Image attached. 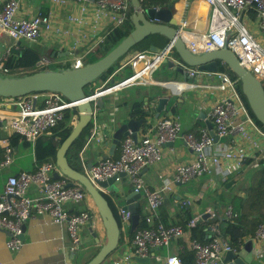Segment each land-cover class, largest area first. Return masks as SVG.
<instances>
[{"label": "built area", "instance_id": "obj_1", "mask_svg": "<svg viewBox=\"0 0 264 264\" xmlns=\"http://www.w3.org/2000/svg\"><path fill=\"white\" fill-rule=\"evenodd\" d=\"M61 2L63 0H52ZM173 5L172 21L187 50L194 55H200L214 50L226 48L238 60L239 65L254 76L264 89V0H164ZM82 13L89 11L95 27L92 32L102 37L114 28L121 26L131 14L143 11L132 8L129 0H76ZM140 2V0H138ZM140 4V3H139ZM18 0H7L0 9V37L6 36L11 42L10 47H18V42L35 43L42 29H49V19L44 16L20 18L17 16ZM177 18L175 20V16ZM69 20H73L69 17ZM185 30V32L183 31ZM99 32V34H97ZM185 36L193 38L194 43L187 44ZM96 39V40H97ZM101 42V41H100ZM99 43V42H98ZM97 44V43H96ZM95 44V45H96ZM94 45V46H95ZM8 47L2 57L9 54ZM163 60L176 62L172 42L160 47L158 53L148 51L135 52L127 61L131 74L122 80L114 81L111 86L96 90L88 98L89 102L105 97L126 88L152 83L150 74L158 69ZM41 67L49 66L48 59H42ZM78 62L73 67H79ZM1 70V64H0ZM219 84L208 87L219 90H229L226 97L219 99L208 113L212 124L214 137L208 130L192 134L182 130L178 118L157 119L153 126L154 135H146L138 141L127 136L121 141L120 155L116 159L105 157L90 167L87 173L89 180L96 184L119 175L127 176L135 192H139L146 200L148 214L143 220L145 227L135 230L130 239L129 248L136 258H147L153 249L164 250L169 245L182 239L189 226H165L157 220V211L164 202L163 193L170 190V182H164L160 190L149 189L141 177V171L149 164L159 162L162 158L161 147L167 143L181 140L194 153V158L188 164L175 168L173 180L179 184H187L212 173H224L231 168L240 167L247 159L242 152H234L223 144L216 147V140H225L232 134H238L245 142L255 149V158L264 157V148L256 144L257 138L264 139V133L249 115L239 93L236 81L226 73H214ZM189 77L196 72L188 70ZM105 89V90H104ZM105 94H102L104 91ZM80 102H69L56 93H32L19 98H3L0 101V131L20 136L33 149L36 140L42 135L49 136L52 130L62 120L65 111L76 110ZM78 112L71 118L74 125ZM258 140V139H257ZM3 146V159L0 160V170L12 164L15 149L6 140H0ZM258 165L252 164L253 168ZM224 169L221 171V169ZM58 174L56 166L50 162L43 163L34 172L21 171L8 176L0 193V230L8 234L6 249L18 253L23 244L21 236L25 223L35 216H47L53 224L65 226L70 240L71 251H76L80 245V229L89 222V212H68L66 204H79L87 194L77 183L66 178H54ZM30 187H37L40 196L31 198L28 195ZM120 234L130 228V214L118 209ZM225 220H232L236 214L228 208L224 212ZM264 238V221L260 222L252 240ZM209 241L202 244L196 240L189 241V249L194 254L193 264H215L227 251L236 253L239 249L232 247L218 236L217 228L212 230ZM112 255V254H111ZM130 254L123 260L113 264H121L131 259ZM161 264H182L178 255L166 254L154 256Z\"/></svg>", "mask_w": 264, "mask_h": 264}, {"label": "crops", "instance_id": "obj_2", "mask_svg": "<svg viewBox=\"0 0 264 264\" xmlns=\"http://www.w3.org/2000/svg\"><path fill=\"white\" fill-rule=\"evenodd\" d=\"M6 1L0 0V9ZM18 2V17L27 19L32 16H44L49 19V29H42L38 41L32 44L26 43L27 46H33L39 53H50V58H47L49 65L51 63L60 65L61 59L69 56L74 60L73 67L76 63L81 62L82 57L94 47L97 35L92 32L90 26L91 15H89V11L82 13L76 0H63L61 2H54L52 0H18ZM69 17H72L73 20H69ZM175 17H177V14ZM7 39L3 35L0 37V59H2L6 49L10 47ZM132 55L133 53L126 55L121 61L120 70L123 74L130 71V67L126 63ZM159 69H162V67H159ZM157 70H154L150 74L152 83L134 86V89H131L132 87L126 88L99 99L101 101V108L94 111V117L91 120V126L85 138V144L78 154L79 166L82 173L87 175L92 165L110 156L109 147L112 131L125 118L129 116L134 120L139 119L131 114L135 102H139L141 109L150 114L144 119L140 118V120H144L145 122L142 121L140 123L137 141L146 135H154L153 126L157 122L154 119V107L156 106L157 96L173 99L172 103H170L172 105H168L169 107H167L166 111L161 112L158 120L163 118H178L182 130L192 134H198L204 129L208 130L205 124V122L211 124L207 117L208 113L219 99L227 96L229 90L208 88L219 84V80L215 74H197L194 77H189L187 71L185 78L179 74H174V77L171 79H162L159 74L155 73ZM165 81L173 83H170L171 86H163L162 84ZM128 89H131V91L125 92ZM10 135L7 130L2 129L0 131V140L8 141ZM257 139L256 144L259 148H264V139L260 137ZM214 142L216 147L226 144L234 152L245 153L247 155L246 160L252 159V163L249 167H244L242 164L240 167H233L224 173L214 172L187 184H179L173 180L175 168L178 165L191 162L194 158V153L181 140L162 145L161 160L145 166L141 171L143 181L151 190H160L166 181L171 183L170 190H165L163 193L164 202L157 211L156 221L160 222V218H163L165 221L171 223L175 220L176 214L181 211L183 205L190 209L194 225L200 219H203L202 216L206 213L209 216L203 219L205 221L213 217L225 220L224 212L228 208H231L232 212L238 216L237 211L234 210L231 203V198L233 196L241 198L246 196L247 182H249L246 179L250 174V169H255L252 167V164L256 163L258 165V161L264 157L255 158L256 150L235 133L225 140H216ZM33 151L34 147L32 149L29 145L27 148L20 147L15 149L12 164L0 170V193L8 176L16 175L21 171L34 172L37 169ZM120 151L121 144L119 147H115L111 156L118 158ZM2 159L3 146L0 144V160ZM222 170L224 169L222 168ZM234 173H237V175L233 178L232 181L234 183L230 189L221 185V182ZM116 188V192L113 190L107 191V189L100 190L111 200L118 211L123 205L121 196H125L133 191V188L127 176L119 180ZM28 195L31 198L39 197L38 188L30 187ZM137 203L139 205L137 212L144 218L148 214L145 198L141 196ZM65 209L71 213L83 210L91 213L93 221L92 232L95 233L97 240L92 237L89 225L85 224L79 233L80 245L76 251L72 252L65 226L53 224L47 216H35L25 223L23 244L18 253L14 254L6 249L5 242L8 234L0 230V264H84L104 244L105 231L89 197H86L83 202L76 205L66 204ZM214 228L216 229V225L213 224L207 227L208 238L211 236ZM120 238L121 241L115 254L110 255V260L106 261L105 264H113L117 260H123L125 255H132L129 248L130 238L128 237V231L120 234ZM248 239H251V237ZM190 240L191 233L190 231H186L182 239L172 242L167 249L151 250L146 261L142 263L137 262V258L132 255L129 261L125 263L121 262V264H161L156 262L153 257L164 256L166 254L178 255L185 250L190 251ZM252 241L254 251L253 264H264V238L259 241ZM221 257L215 264L220 263Z\"/></svg>", "mask_w": 264, "mask_h": 264}, {"label": "water", "instance_id": "obj_3", "mask_svg": "<svg viewBox=\"0 0 264 264\" xmlns=\"http://www.w3.org/2000/svg\"><path fill=\"white\" fill-rule=\"evenodd\" d=\"M129 1L132 8L136 10L140 9L138 0ZM130 19L133 30L128 36L122 39L104 57L93 63L82 64L77 68L72 67L61 71H39L20 78L0 76V97L2 98H19L32 93L51 92L61 95L69 102H80L76 107V111L79 113L78 119L69 135L63 140L56 151L55 166L58 174H54L53 177L56 179L59 176H64L69 180L66 184L67 187L71 186L72 183H77L84 189L87 196L91 199L105 231V243L84 264H104L118 247L120 240L119 220L114 216L108 201L105 199V195L100 189L116 192V185L119 181H116L115 177H113L93 184L86 174L78 172L69 166L65 155L74 140L91 122L94 117V111L101 108V101L99 99L94 103L89 102L88 98L94 95V93L86 96L83 88L108 70L119 58L128 55L131 48L139 42H142L145 38L153 35H159L167 41H171L176 62L163 60L160 66L162 67V71L160 72L162 79H171L174 77V74H179L185 78L188 70L195 71L196 75L214 74L221 67H226L239 81L241 93L255 120L264 126V89L254 76L239 65L238 60L230 50L223 48L200 55L191 54L176 31V26L172 21V15L168 23H157V21L162 20V15L153 9H150L146 13L136 11L131 14ZM159 50L160 47L149 45L147 51L149 53H158ZM9 52L18 54L19 50L15 47H10ZM35 66L36 68H40L41 61H38ZM113 82L114 80L110 81L111 84ZM170 83L173 82L165 81L162 85L168 86ZM172 101V98L156 97V106L154 107L155 120L159 118L161 112L166 111L167 107H169L168 105H172L170 104ZM142 121L145 122L144 120H134L128 116L112 131L109 147L110 156L122 138L130 136L135 142L137 141V133ZM205 124L207 125L210 136L214 137L212 125L209 122H205ZM214 141H216V138H214ZM124 176V174H121L119 178L121 179ZM141 196L139 192H135L134 190L125 196H121L123 203L121 209L130 214L131 232L137 228L140 221V214L137 212L139 206L137 201L140 200ZM208 216L209 214L206 213L202 218L205 219ZM88 225L92 237L97 240L95 233L92 232L93 221L91 213H89ZM23 238L24 236L22 235L21 239L23 240ZM253 259V241L247 239L236 253L231 251L225 252L219 264H253ZM136 261L142 263L146 261V258H137Z\"/></svg>", "mask_w": 264, "mask_h": 264}, {"label": "trees", "instance_id": "obj_4", "mask_svg": "<svg viewBox=\"0 0 264 264\" xmlns=\"http://www.w3.org/2000/svg\"><path fill=\"white\" fill-rule=\"evenodd\" d=\"M140 5L142 8H151L154 11L160 12L162 15V20L157 21V23H168L169 18H171L173 5L169 1L164 0H140ZM133 30V26L131 24L130 16L129 18L121 25L110 32L104 35L101 42L97 43L88 53H86L82 57V63L89 64L93 63L102 57H104L109 51H111L116 45L120 43L122 39H124L128 34ZM154 38H159L162 41V47L166 43V39L159 35H153L145 38L142 42H139L129 51V54L147 51L149 49V45L153 44L151 41ZM143 43V45H141ZM12 45L10 41L9 46ZM19 50L18 54L10 53L5 59H0L1 77H9V78H20L26 75H31L39 71H61L70 69L68 67H63L58 64H50L47 67L36 68V63L42 59L50 58V53H39L33 46H25V47H17ZM124 57L119 58L108 70H106L103 74H101L98 78L90 82L87 86L83 88L84 94L86 96L92 95L97 88L100 87H109L111 86L110 81H117L118 79L122 80L125 77L131 74V69L127 73L123 74L120 70L121 61ZM51 68H57L55 70ZM120 70V71H119ZM219 71L226 72L232 80H235L236 90L239 93L249 115L254 120L256 125L260 128V130L264 133V126H262L259 122H257L252 115L244 96L241 93V88L239 81L237 78L226 68L221 67ZM123 76L122 78H118ZM96 84V85H95ZM61 96V95H60ZM62 97V96H61ZM2 97H0V101H2ZM65 101V98L62 97ZM74 114H77L76 110H67L65 111L62 120L58 123V125L52 130L51 135L46 136L42 135L39 137L34 145V157L36 162V167L38 168L40 165L46 162H50L55 165V155L56 151L59 148L60 144L63 140L69 135L73 126L70 124L71 118ZM131 114L139 118L137 120L144 119L146 116H149V112L143 111L141 109V104L139 102H135L132 107ZM91 126V122L88 124L86 128L82 130L80 135L74 140L71 146L66 151V159L69 166L81 172L78 154L83 148L85 144V138L88 135V130ZM122 141V139H121ZM8 142L13 149L18 148H27L28 144L18 135L12 134L8 138ZM121 142L117 145L119 147ZM112 159V156H109ZM252 163V159L246 160L243 165L244 167H249ZM250 174L246 181L247 182V190L245 197H236L233 196L231 198V203L235 211H237L238 216L233 218L232 220H223L218 217H213L210 220L200 219L198 223L193 225L190 228L191 239L196 240L202 244L207 243L210 239L207 234V227L209 225H216L218 230V236L227 241L232 247L239 249L241 244L248 238L253 235L254 230L257 225L264 221V158L258 161V167L255 169H250ZM237 175V173L231 174L221 182L226 188H229L234 183L232 180ZM65 178L64 176H60ZM68 180V179H67ZM69 181V180H68ZM105 199L108 201V204L116 217L118 219V213L112 204L111 200L105 196ZM193 220L191 216L190 209L183 205L181 211L176 214L175 220L171 223L165 221V219L160 218V222L165 225H176L181 224L183 226H189L191 221ZM146 224L141 217L140 221L135 230L141 229L145 227ZM134 230V231H135ZM134 231L131 232L130 228L128 229V237L131 239L133 237ZM121 238L119 240V243ZM98 251V249H97ZM182 264H193L194 254L190 251H184L178 254Z\"/></svg>", "mask_w": 264, "mask_h": 264}, {"label": "rangeland", "instance_id": "obj_5", "mask_svg": "<svg viewBox=\"0 0 264 264\" xmlns=\"http://www.w3.org/2000/svg\"><path fill=\"white\" fill-rule=\"evenodd\" d=\"M143 9V12L144 13H146L147 11H149L151 8H142ZM92 22V24H94L95 25V23H94V20H92L91 21ZM94 25H90L91 26V29H92V27H95ZM103 37L104 36H102V37H98L99 39H97V41L94 43V44H96V43H98V42H100L102 39H103ZM155 46H158V47H160L161 45H162V41L159 39V38H154L153 37V39H152V41H151ZM7 43H9L10 44V40H8L7 39ZM22 45V46H21ZM141 45H143V43L141 44ZM25 46H27V44H26V42H20V43H18V47H25ZM73 62H74V60H72L71 59V57H69V56H67V57H63L62 59H61V61H60V65H63V67H68V68H71L72 67V65H73ZM51 64H53V63H51ZM51 69H53V70H55V69H57V68H51ZM162 71V69H159L158 68V70L155 72L156 74H159L160 75V72ZM123 76H120V77H118V78H122ZM120 79H118L117 81H119ZM96 85V84H95ZM104 87H100V88H97L96 90H101V89H103ZM131 88V87H130ZM131 89H134L133 87L131 88ZM131 89H128V90H126L125 92H129V91H131ZM95 90V91H96ZM86 197H88V196H86ZM105 243V242H104ZM117 250V249H116ZM115 252L116 251H114L112 254H115ZM110 258L111 257H108V259L106 260V261H108V260H110ZM77 260V259H76ZM106 261L104 262V264L106 263ZM77 262V261H76Z\"/></svg>", "mask_w": 264, "mask_h": 264}, {"label": "bare ground", "instance_id": "obj_6", "mask_svg": "<svg viewBox=\"0 0 264 264\" xmlns=\"http://www.w3.org/2000/svg\"><path fill=\"white\" fill-rule=\"evenodd\" d=\"M175 18V20H176V18L177 17H174ZM184 32H185V30H183ZM185 40H186V42H187V44H191V43H194V40H193V38H190V37H188V36H185ZM168 86H171V84H168ZM176 89V88H175ZM105 90V89H104ZM103 90V91H104ZM106 93V91H104L102 94H105Z\"/></svg>", "mask_w": 264, "mask_h": 264}]
</instances>
